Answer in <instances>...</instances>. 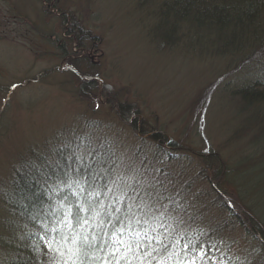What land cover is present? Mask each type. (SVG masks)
I'll return each mask as SVG.
<instances>
[{
  "label": "trees",
  "instance_id": "16d2710c",
  "mask_svg": "<svg viewBox=\"0 0 264 264\" xmlns=\"http://www.w3.org/2000/svg\"><path fill=\"white\" fill-rule=\"evenodd\" d=\"M39 1L56 9L51 4L56 0ZM142 4L144 9H153L151 34L155 41L167 47L186 41L208 56L230 59L232 74L239 71L249 76L231 92L237 99L236 129L216 149L204 134V148L191 142L190 149L188 141L187 146L183 141L171 145L165 134L139 124L137 116L131 123L138 112L135 106L123 103L118 104L119 119L133 132L149 135V143L116 146L109 137L97 134L101 122L87 120L82 127L64 133V138L55 137L31 148L0 183V204L11 217L6 237L1 239L0 264H52L58 254L49 251V240L84 231L75 219L72 231L59 223L61 203L70 204L76 213L86 202L103 206V212L87 226V232L97 234L98 239L97 251L89 252L84 264H104V252L99 250L101 241L108 239L104 233L110 236L114 228L130 224L129 230L144 237L142 247L136 250L140 259L130 257V264H186L198 250L208 249L214 242L223 243L226 251L233 253L240 243L232 235L236 230L254 249V257L246 256L240 264H264V0H142ZM58 14L69 23L63 37L75 50L87 54L90 37L79 19L69 15V20L63 11ZM72 72L80 75L73 67ZM80 80H84L80 90L96 85L91 77ZM203 100L205 104L206 98ZM239 143H243L240 152L224 157L221 150ZM76 180L86 191L75 187ZM127 185L141 191L134 193ZM93 190L100 195L90 196ZM122 191H128L129 199H118ZM144 192L152 193L150 199L145 197L151 210L141 204ZM233 193L239 209L234 207ZM132 195H137L135 203L141 204L143 211L134 208L136 215L130 221ZM79 215L91 216L89 212ZM100 219L103 225L93 227Z\"/></svg>",
  "mask_w": 264,
  "mask_h": 264
},
{
  "label": "rangeland",
  "instance_id": "374dc122",
  "mask_svg": "<svg viewBox=\"0 0 264 264\" xmlns=\"http://www.w3.org/2000/svg\"><path fill=\"white\" fill-rule=\"evenodd\" d=\"M54 2L51 10L39 0H0V183L31 148L64 138L87 120L101 122L97 134L116 146L149 143V135L133 132L119 119L118 104L123 103L138 112L131 123L137 116L139 124L165 134L171 145L183 141L187 146L188 141L190 149L191 144L204 148L201 134L213 149L226 143L238 121L231 92L250 79L239 71L232 74L230 59L208 56L186 41L173 47L155 41L153 9H144L142 0ZM60 11L79 19L88 33L87 54L63 37L69 23ZM84 76L96 85L80 90ZM242 144L221 152L227 158ZM233 197L234 207L241 208ZM9 220L0 204V244ZM232 235L240 241L233 253L214 242L186 264H240L254 257L251 243L243 242L238 230Z\"/></svg>",
  "mask_w": 264,
  "mask_h": 264
},
{
  "label": "snow or ice",
  "instance_id": "6c2138e0",
  "mask_svg": "<svg viewBox=\"0 0 264 264\" xmlns=\"http://www.w3.org/2000/svg\"><path fill=\"white\" fill-rule=\"evenodd\" d=\"M12 87L15 88L17 86L13 85ZM83 183H87V181H83ZM73 184L80 192L86 191L80 180L73 181ZM71 186L72 185H69V187ZM116 187H119L118 181L116 182ZM127 188L137 194L141 191L133 188L131 185H127ZM108 190L112 191L111 188ZM73 195H76V193L73 192ZM99 195L100 193L98 191L93 190L90 192V196ZM151 196V192H144V195L140 197L143 208H149V210H151L149 200L145 199V197L150 199ZM118 199H129L128 191H122ZM130 199L133 202L129 205V212H131L132 215L129 216L128 219L131 221L136 215L133 209L136 208L143 211V208L141 204L135 203L137 195H132ZM60 211L62 212V217L59 220L60 224H63L69 231H72V220L75 219L79 227L84 231H74L71 236L62 235L59 239L52 237L49 240V251L58 254V258L56 256L53 257L52 264H61V261L63 264H69V262H71V264H84L85 257L88 253L97 251L96 241L98 239L97 234H89L87 232V226L101 217L103 206L97 208L95 204L86 202L85 204H80L77 212L73 213L70 204L65 205L61 203ZM116 211H120V209L117 208ZM81 212H89L91 214L90 218L80 216L79 213ZM103 223L104 221L100 219L98 224L93 223L92 226L100 227ZM135 223L139 224L140 221L135 220ZM130 227L131 224L129 227H121L120 229L114 228L110 236L107 232L104 233V235L108 236V239L106 241H101L99 245V250L104 252V264H121V262H123V264H130V257H136V250L142 247L141 241L144 237L140 232L135 231V229L129 230ZM53 231H57V229L54 228ZM144 234L147 235V230H145ZM64 245H67V247L65 248ZM145 255L151 256V253H146ZM136 259H140V257H136Z\"/></svg>",
  "mask_w": 264,
  "mask_h": 264
}]
</instances>
